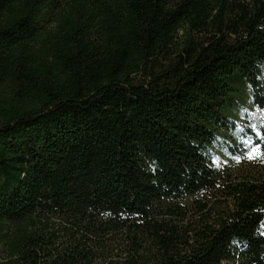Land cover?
<instances>
[{
    "label": "trees",
    "instance_id": "obj_1",
    "mask_svg": "<svg viewBox=\"0 0 264 264\" xmlns=\"http://www.w3.org/2000/svg\"><path fill=\"white\" fill-rule=\"evenodd\" d=\"M235 94L264 0H0V264H264Z\"/></svg>",
    "mask_w": 264,
    "mask_h": 264
},
{
    "label": "rangeland",
    "instance_id": "obj_2",
    "mask_svg": "<svg viewBox=\"0 0 264 264\" xmlns=\"http://www.w3.org/2000/svg\"><path fill=\"white\" fill-rule=\"evenodd\" d=\"M181 39H183V35L180 36L178 41H181ZM240 88L242 89L241 91H244L243 85ZM230 99L232 100V105L230 111L226 115L228 119L233 121V123L232 130H228L227 134L233 136H242V143L245 148L242 156H239L238 159L232 163V166L248 162L255 165H264V155L262 156L257 147L256 149H252L248 146H245L248 145L249 142L245 141L248 134H251L253 132L257 137H259L257 130L259 129V127L264 126V107L254 106L253 104L248 102V96L246 98H243V96L240 94L231 95ZM218 148L220 150V147ZM237 153H239V149L237 150ZM225 159L226 158L224 155L222 156V154L220 155L217 153L215 157L216 163H213L217 166L221 165L220 167H222L227 163ZM111 258L112 260H115L116 257L114 256V254H112Z\"/></svg>",
    "mask_w": 264,
    "mask_h": 264
},
{
    "label": "snow or ice",
    "instance_id": "obj_3",
    "mask_svg": "<svg viewBox=\"0 0 264 264\" xmlns=\"http://www.w3.org/2000/svg\"><path fill=\"white\" fill-rule=\"evenodd\" d=\"M249 158H251V157H249ZM262 235H264V233H262Z\"/></svg>",
    "mask_w": 264,
    "mask_h": 264
}]
</instances>
